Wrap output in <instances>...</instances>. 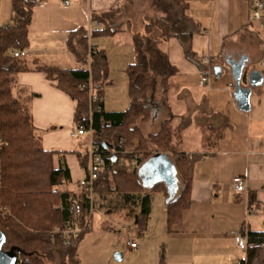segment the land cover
<instances>
[{
    "label": "crops",
    "instance_id": "obj_1",
    "mask_svg": "<svg viewBox=\"0 0 264 264\" xmlns=\"http://www.w3.org/2000/svg\"><path fill=\"white\" fill-rule=\"evenodd\" d=\"M130 1L70 0L67 5L64 0H45L33 14L30 46L26 49L28 62L33 66H82L67 48L70 32L80 27L103 28V24L91 19L94 13H114L108 19L115 24L131 21L126 12ZM252 1L180 0L190 18L189 27L196 30L191 40L194 56L187 58L178 37L163 44L177 73L170 79L168 105L141 126L152 127L155 120L164 116L154 131H146L156 132L163 120L172 118L174 145L181 146V151L176 150L188 155L202 154L194 170L191 205L184 210L182 221L170 231L167 220L161 224L166 238L164 264H242L246 258L248 264H264V252L254 254L249 263L248 254L240 250L235 240L238 234L264 231V77L259 76L262 80L253 90L251 110L244 112L237 106L234 78L226 63L228 56L236 60L246 56L251 61L247 73H261L264 69V37L259 33L264 25L251 16ZM11 8L12 0H0V26L12 22ZM159 12L160 17L165 16ZM91 43L106 50L110 77L121 75V104L126 106L129 97L125 96L128 93L125 70L135 58L131 33L125 27L115 36L93 38ZM205 58L212 59L209 65L203 63ZM258 59L260 69L252 67ZM217 65L223 67V74L212 83L210 75L215 74ZM118 69L121 73H113ZM203 71H207L208 83L200 85ZM114 78L116 81L117 77ZM243 81L245 85L246 78ZM15 95L32 114L35 134L44 149L56 152L55 166L59 167L61 161L67 163L72 177L69 187L81 193V189L74 188L85 174L74 153L83 150L85 136L72 135L76 131L77 102L40 71L19 73ZM103 97L105 110H120L108 108ZM207 128L212 131L210 134ZM197 134V139L201 134L208 139L207 150L201 149L204 138H199V142L193 140L192 136ZM169 159L173 162L172 157ZM238 176L246 179L247 188L243 192L234 188ZM178 192L179 187L174 196ZM152 215L151 208L149 224Z\"/></svg>",
    "mask_w": 264,
    "mask_h": 264
},
{
    "label": "trees",
    "instance_id": "obj_2",
    "mask_svg": "<svg viewBox=\"0 0 264 264\" xmlns=\"http://www.w3.org/2000/svg\"><path fill=\"white\" fill-rule=\"evenodd\" d=\"M44 1L12 0V22L0 26V138L7 142L0 148V208L8 212L0 216V229L6 235L4 248L15 249L18 254L17 264H48L56 259L55 264H80L78 247L88 231L69 243L53 231L71 222V205L75 200L83 204L85 214L89 212L90 204L82 193L77 194L69 187L72 177L67 163L61 161L56 167V152L44 149L41 139L36 136L32 114L15 95L18 75L24 71L44 72L57 88L77 102L74 125L92 128L94 144L105 159L96 184L100 199L108 201L111 208L138 203L141 207L139 228L145 231L153 194L160 191L168 198L167 229L170 231L182 221L184 210L191 205L194 170L202 154L188 155L176 150L172 118L163 120L159 129L152 133H145L141 125L168 105L170 79L177 73L163 44L171 37H178L187 58L192 59L191 40L196 30L189 27L190 18L180 0H153L152 4L165 16L156 20L146 17L143 28L138 30L130 20L120 24L110 22L108 15L111 12L94 13L91 19L103 24V28L80 27L70 32L67 40L69 52L82 66H33L26 56H15L13 50L29 48L33 14ZM125 27L131 33L135 55L126 68L129 107L124 111H107L103 86L109 81L108 55L104 48L92 44L91 39L115 36ZM261 74L264 77V69ZM99 105L102 109L96 110ZM126 149L135 152L125 154ZM74 153L81 166L86 168L88 149ZM157 155L173 158L180 183L174 197H170L164 181L151 186L143 182L141 167ZM123 156L128 160L135 159L136 167L121 164ZM247 235L251 241L264 242V231H250ZM261 252L264 249H250L249 263L254 254Z\"/></svg>",
    "mask_w": 264,
    "mask_h": 264
},
{
    "label": "rangeland",
    "instance_id": "obj_3",
    "mask_svg": "<svg viewBox=\"0 0 264 264\" xmlns=\"http://www.w3.org/2000/svg\"><path fill=\"white\" fill-rule=\"evenodd\" d=\"M152 1L153 0L130 1L129 8L126 12L131 21L134 22V29H142L146 17L151 20H156L161 16L162 13L155 8ZM259 33L264 37L263 29L262 31L259 30ZM260 63L258 59L253 63L252 67L260 69ZM114 72L121 73L120 69L113 71V73ZM120 76L121 75L114 76L117 77L115 81V78H111L109 73V81L103 86V94L105 95L108 108L114 107V109H120L118 111H124L129 107V103L126 106H122L123 91H121V88L123 84L120 82ZM219 79L220 78L217 79L216 73L212 76L210 75V81L212 83L219 81ZM206 89L208 90L209 88ZM126 94L125 96L129 97L128 93ZM163 118L164 116H161L160 120H155L152 127H149L147 124L143 125L142 128H144L145 133L150 130L154 131ZM207 130L209 134L212 132L208 128ZM202 135L203 134H201L199 138H201ZM197 136L199 135H193L192 138L199 142L200 140L199 138L197 139ZM88 138L89 135L82 137L84 143L81 147L84 152L88 149ZM202 138L206 141H204V139L202 140L201 149L207 150L209 147L208 139L205 137ZM195 141L193 142L196 143ZM192 146L193 145H191V147ZM176 148L181 151L180 145L176 144ZM126 150L130 152L134 151L131 149ZM152 150L155 151V149ZM137 155L141 157L144 156L142 153H138ZM74 188L76 191L80 190L76 185ZM167 200L168 198H165L162 192H154L151 204L153 210L152 220L149 224L151 219L149 218L147 229L141 231L139 228L141 207L138 203H129L126 207L111 208L108 201H102L100 196L96 193L94 200L95 211L92 215L91 222L92 228L85 233L78 247L80 264H164V253L166 249L164 242L166 238L165 232L162 231L161 224L165 223L167 220ZM128 241L138 244V248L131 247L127 243ZM57 261L56 259L55 262H49L48 264H55Z\"/></svg>",
    "mask_w": 264,
    "mask_h": 264
},
{
    "label": "built area",
    "instance_id": "obj_4",
    "mask_svg": "<svg viewBox=\"0 0 264 264\" xmlns=\"http://www.w3.org/2000/svg\"><path fill=\"white\" fill-rule=\"evenodd\" d=\"M65 4H70V0H64ZM251 16L254 20L262 22L264 25V0H253L251 3ZM13 53L17 57L27 56V50H13ZM210 58H205L203 63L209 65L211 63ZM262 64H264V57L262 58ZM208 83L207 71H203L202 78L200 80V85H205ZM90 91L92 95V85L90 84ZM101 100V99H100ZM102 107L99 105L96 110H101ZM92 128L87 129L85 126H80L76 128L73 132V136L89 135V148H88V166L84 168V176L77 181V186L81 189V193L85 200L90 204V209L87 214L84 213L83 204L80 201L75 200L71 205V211L73 213V218L71 222L66 224L63 228L57 227L53 234H59L65 241L69 243L72 238L91 230L92 215L95 211V194H96V184L100 179L101 171L105 163L102 152L99 147L94 144V135ZM7 145V142L0 138V148ZM125 154L131 153L125 150ZM121 164L129 166V168H134L137 165L135 159L128 160L125 156L121 157ZM234 188L238 192H243L247 188L246 179L243 176H238L234 180ZM7 212L5 208H0V216H4ZM236 243L240 250L248 254L250 249L260 250L264 249V242L261 241H251L248 235L238 234L235 237ZM131 247L136 248L137 244L129 241L128 243ZM242 264H248V259L243 260Z\"/></svg>",
    "mask_w": 264,
    "mask_h": 264
},
{
    "label": "water",
    "instance_id": "obj_5",
    "mask_svg": "<svg viewBox=\"0 0 264 264\" xmlns=\"http://www.w3.org/2000/svg\"><path fill=\"white\" fill-rule=\"evenodd\" d=\"M226 63L231 69V74L235 83V99L237 106L244 112L251 110V96L253 93V87L260 84L262 80L259 76L260 72H248L247 67L251 61L246 56L236 60L231 56L226 58ZM217 77L222 76L223 67L217 65L214 67ZM258 77V79H257ZM261 77H263L261 75ZM246 78L248 85L243 84V80ZM260 78V79H259ZM257 79V80H256ZM140 174L143 182L147 186H151L156 182L164 181L167 184L170 197H174L177 188L179 187L178 175L175 169V165L169 157L165 155H157L146 161L140 169ZM6 242V235L0 229V264H17L18 254L15 249L6 250L4 244ZM20 253V251H19Z\"/></svg>",
    "mask_w": 264,
    "mask_h": 264
},
{
    "label": "flooded vegetation",
    "instance_id": "obj_6",
    "mask_svg": "<svg viewBox=\"0 0 264 264\" xmlns=\"http://www.w3.org/2000/svg\"><path fill=\"white\" fill-rule=\"evenodd\" d=\"M244 82V81H243ZM246 86L248 85V83H247V80H246V84H245ZM255 89V87H253V90Z\"/></svg>",
    "mask_w": 264,
    "mask_h": 264
}]
</instances>
